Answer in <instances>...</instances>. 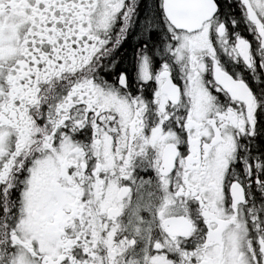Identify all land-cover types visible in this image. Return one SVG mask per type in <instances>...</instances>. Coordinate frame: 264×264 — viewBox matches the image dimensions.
<instances>
[{
	"label": "snow or ice",
	"instance_id": "obj_1",
	"mask_svg": "<svg viewBox=\"0 0 264 264\" xmlns=\"http://www.w3.org/2000/svg\"><path fill=\"white\" fill-rule=\"evenodd\" d=\"M0 264H264V0H0Z\"/></svg>",
	"mask_w": 264,
	"mask_h": 264
}]
</instances>
